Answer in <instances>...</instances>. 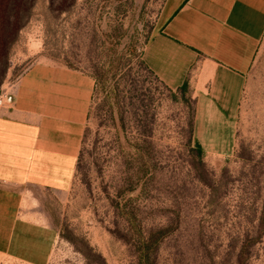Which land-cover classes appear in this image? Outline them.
Wrapping results in <instances>:
<instances>
[{"label": "rangeland", "instance_id": "374dc122", "mask_svg": "<svg viewBox=\"0 0 264 264\" xmlns=\"http://www.w3.org/2000/svg\"><path fill=\"white\" fill-rule=\"evenodd\" d=\"M163 0H0V93L32 63L94 77L72 180L27 188L0 264H264V31L229 149L140 53Z\"/></svg>", "mask_w": 264, "mask_h": 264}, {"label": "crops", "instance_id": "0c3cea01", "mask_svg": "<svg viewBox=\"0 0 264 264\" xmlns=\"http://www.w3.org/2000/svg\"><path fill=\"white\" fill-rule=\"evenodd\" d=\"M264 31V0H163L140 53L170 90L192 98L191 135L205 151L229 149L246 74ZM92 74L30 64L0 105V246H11L22 193L66 190L72 180Z\"/></svg>", "mask_w": 264, "mask_h": 264}, {"label": "built area", "instance_id": "2783aa9c", "mask_svg": "<svg viewBox=\"0 0 264 264\" xmlns=\"http://www.w3.org/2000/svg\"><path fill=\"white\" fill-rule=\"evenodd\" d=\"M10 98V96L6 93L1 92L0 93V105H3L5 101H7Z\"/></svg>", "mask_w": 264, "mask_h": 264}]
</instances>
